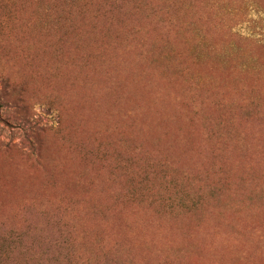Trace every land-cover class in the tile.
<instances>
[{"label":"rangeland","instance_id":"obj_1","mask_svg":"<svg viewBox=\"0 0 264 264\" xmlns=\"http://www.w3.org/2000/svg\"><path fill=\"white\" fill-rule=\"evenodd\" d=\"M0 184V264H264V0H0Z\"/></svg>","mask_w":264,"mask_h":264},{"label":"bare ground","instance_id":"obj_2","mask_svg":"<svg viewBox=\"0 0 264 264\" xmlns=\"http://www.w3.org/2000/svg\"><path fill=\"white\" fill-rule=\"evenodd\" d=\"M101 95V94H100ZM102 97V96H101ZM109 101V100H108ZM90 104H91V102H90ZM106 104V103H105ZM145 104V103H144ZM89 106V105H88ZM91 107V106H90ZM103 108V107H102ZM89 110V109H88ZM99 110V109H98ZM104 114V113H103ZM96 116V115H95ZM99 116H100V114H99ZM139 116V115H138ZM146 116V115H145ZM145 120H147L146 118H145ZM161 121V120H160ZM149 122V121H148ZM157 123H159V122H157ZM137 126V125H136ZM151 126V125H150ZM150 128V127H149ZM149 128L147 127V131H149ZM150 130H151V128H150ZM158 130V129H157ZM144 131V130H143ZM146 132V131H145ZM151 132V131H150ZM153 133H154V131H153ZM160 133V132H159ZM147 134V133H146ZM152 134V133H151ZM155 134V133H154ZM157 135V134H156ZM156 135H154V136H156ZM148 136H150V135H148ZM151 137V136H150ZM8 179V178H7ZM11 183V182H10ZM51 183V182H50ZM1 185V184H0ZM3 185H4V183H3ZM17 185V184H16ZM61 188V187H60ZM17 189H19V187L17 188ZM55 189V188H54ZM53 189V190H54ZM11 190V189H10ZM9 193V192H8ZM7 195V194H6ZM8 196H9V194H8ZM9 203V202H8ZM140 225V224H139ZM135 226V225H134ZM130 227V226H129ZM131 228V227H130ZM211 255V254H210ZM213 259V258H212Z\"/></svg>","mask_w":264,"mask_h":264},{"label":"trees","instance_id":"obj_3","mask_svg":"<svg viewBox=\"0 0 264 264\" xmlns=\"http://www.w3.org/2000/svg\"><path fill=\"white\" fill-rule=\"evenodd\" d=\"M0 239H3V240H5V241L7 240V239H5V238H0ZM5 241H2V242H5Z\"/></svg>","mask_w":264,"mask_h":264}]
</instances>
